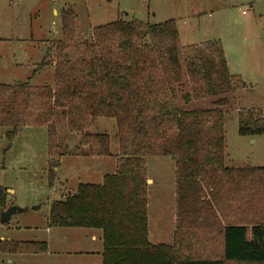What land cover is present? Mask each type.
<instances>
[{
  "label": "trees",
  "instance_id": "16d2710c",
  "mask_svg": "<svg viewBox=\"0 0 264 264\" xmlns=\"http://www.w3.org/2000/svg\"><path fill=\"white\" fill-rule=\"evenodd\" d=\"M60 22L61 40L48 43L34 70L51 65L53 85L0 84L6 150L20 129L47 127V184L53 188L59 161L52 120L61 109L67 130L80 135L91 158L110 154L107 135L87 132L91 119H113L118 155L115 172L101 183H79L51 203L47 227L101 231L102 264H264V167H226L228 100L210 109L178 106L214 97L224 86L245 88L229 74L220 43L180 46L173 20L139 19L96 26L78 42L71 8L61 10ZM237 119L239 137L264 135L260 109H239ZM146 157L174 162L171 245L148 240ZM6 191L0 187V213ZM46 252L44 242L0 241L2 255Z\"/></svg>",
  "mask_w": 264,
  "mask_h": 264
},
{
  "label": "rangeland",
  "instance_id": "374dc122",
  "mask_svg": "<svg viewBox=\"0 0 264 264\" xmlns=\"http://www.w3.org/2000/svg\"><path fill=\"white\" fill-rule=\"evenodd\" d=\"M75 13L77 41L90 38L92 28L117 19H139L162 23L173 20L180 46L218 41L229 74L239 76L245 88H217L218 94L204 101H191L181 109H210L212 103L226 98L224 110L226 167H264V135L248 144L237 134V111L260 109L264 125V0H0V84L26 82L33 65L45 55V44L61 40L60 12ZM244 12V13H242ZM78 31V33H77ZM184 82L186 80L184 79ZM53 85V70L45 68L30 85ZM188 89L183 90L187 92ZM52 124L57 132L58 161L53 188L47 184L50 158L47 154V127L20 129L8 150L0 128V187L7 189V206H16L9 227L0 233L5 239L42 242L52 202L74 193L79 183H101L104 175L115 172L118 155L116 124L113 119L94 118L88 133L105 134L110 140L107 157L86 156L80 135L70 133L66 115L56 109ZM148 240L152 245L172 244L174 232V162L167 157H146ZM50 251L59 248L51 231ZM50 235V234H49ZM28 255V254H24ZM61 257L45 255L11 264H63ZM0 264H8L4 258Z\"/></svg>",
  "mask_w": 264,
  "mask_h": 264
},
{
  "label": "crops",
  "instance_id": "0c3cea01",
  "mask_svg": "<svg viewBox=\"0 0 264 264\" xmlns=\"http://www.w3.org/2000/svg\"><path fill=\"white\" fill-rule=\"evenodd\" d=\"M45 45L47 46V44ZM46 46H45V49H46ZM35 68H36L35 65H33V68H31V74L28 79L29 83L30 82L32 83V80L34 79L35 75H39L45 68H49L53 70V67L51 65H48L42 68L41 70L34 72ZM46 84L48 83H43L42 85H46ZM42 85H35V86H42ZM246 139H248L249 141L248 144L250 145L255 144L254 138H246ZM148 181L153 183L152 180L150 181L149 177H148ZM174 184H175V177H174ZM174 198H175V186H174ZM175 220L176 219H175V208H174V229H175ZM46 225H47V219H46ZM6 229H9V227L5 228L4 226L0 225V233ZM51 231H56L55 232L56 240L55 241L53 240V242L58 245V247L56 248H59L56 251H50L51 241H52ZM45 232L48 237H46V239H44V241L42 242H44L47 246L46 253L35 254V255H2L0 254V259L4 258L6 263L11 264L15 262L21 263L27 259L34 260L36 259V257L42 258L45 255H53V257L58 256V257L63 258L64 259L62 260L63 264H102V256H101L102 255V234H101V231L92 230V229H65V228H48L47 227ZM4 240L13 241V242H24V241L15 240V239L13 240L11 238L5 239V237L0 235V241H4Z\"/></svg>",
  "mask_w": 264,
  "mask_h": 264
},
{
  "label": "water",
  "instance_id": "95a60500",
  "mask_svg": "<svg viewBox=\"0 0 264 264\" xmlns=\"http://www.w3.org/2000/svg\"><path fill=\"white\" fill-rule=\"evenodd\" d=\"M149 181H147L148 184ZM23 212L22 208L16 207V206H11L6 208L0 213V225H5L7 224L10 219L16 214V213H21Z\"/></svg>",
  "mask_w": 264,
  "mask_h": 264
},
{
  "label": "built area",
  "instance_id": "2783aa9c",
  "mask_svg": "<svg viewBox=\"0 0 264 264\" xmlns=\"http://www.w3.org/2000/svg\"><path fill=\"white\" fill-rule=\"evenodd\" d=\"M242 13H244V12H242Z\"/></svg>",
  "mask_w": 264,
  "mask_h": 264
}]
</instances>
